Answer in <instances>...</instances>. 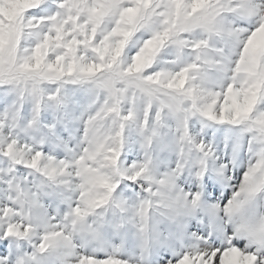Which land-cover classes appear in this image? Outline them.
Instances as JSON below:
<instances>
[{
  "label": "snow or ice",
  "instance_id": "snow-or-ice-1",
  "mask_svg": "<svg viewBox=\"0 0 264 264\" xmlns=\"http://www.w3.org/2000/svg\"><path fill=\"white\" fill-rule=\"evenodd\" d=\"M0 264H264V0H0Z\"/></svg>",
  "mask_w": 264,
  "mask_h": 264
}]
</instances>
